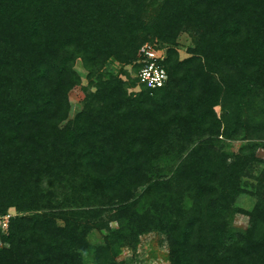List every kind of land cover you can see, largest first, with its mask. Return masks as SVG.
Returning <instances> with one entry per match:
<instances>
[{"label":"trees","instance_id":"16d2710c","mask_svg":"<svg viewBox=\"0 0 264 264\" xmlns=\"http://www.w3.org/2000/svg\"><path fill=\"white\" fill-rule=\"evenodd\" d=\"M259 151L264 0H0V264H134L150 233L167 264H264Z\"/></svg>","mask_w":264,"mask_h":264},{"label":"rangeland","instance_id":"374dc122","mask_svg":"<svg viewBox=\"0 0 264 264\" xmlns=\"http://www.w3.org/2000/svg\"><path fill=\"white\" fill-rule=\"evenodd\" d=\"M178 52L181 58L186 57L185 49L190 44V38L186 34H181L178 37ZM165 51V48L162 50ZM164 52V54H165ZM166 55V54H165ZM84 82V81H83ZM71 105L73 109L79 108V102L83 98L82 91L80 87H75L70 92ZM239 146V143H234L232 150L236 151ZM259 157L264 159V151H259ZM247 199L243 200V205L246 208H250L251 203L247 204ZM14 211L10 210L9 215H13ZM6 221H0V227L3 232L6 231ZM5 225V226H4ZM110 226L115 228V223H111ZM246 226V219L243 216H236L234 220V227L244 228ZM89 241L92 244H97L102 241V235L100 233L94 232L90 235ZM133 255L132 253L124 250L120 256L117 258L118 261L124 260L125 258H130ZM134 264H167L168 263V249L166 244L163 241L162 236L157 235L156 233H150L141 238V243L137 246V249L133 255Z\"/></svg>","mask_w":264,"mask_h":264},{"label":"built area","instance_id":"2783aa9c","mask_svg":"<svg viewBox=\"0 0 264 264\" xmlns=\"http://www.w3.org/2000/svg\"><path fill=\"white\" fill-rule=\"evenodd\" d=\"M138 57L140 68L136 77L139 83L151 89L162 87L167 81V74L162 66L164 52L145 44L139 49ZM3 220L6 221L7 226L8 216L0 218V221Z\"/></svg>","mask_w":264,"mask_h":264}]
</instances>
